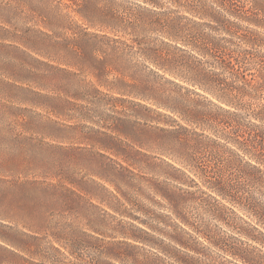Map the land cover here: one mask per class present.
I'll use <instances>...</instances> for the list:
<instances>
[{
  "label": "rangeland",
  "instance_id": "rangeland-1",
  "mask_svg": "<svg viewBox=\"0 0 264 264\" xmlns=\"http://www.w3.org/2000/svg\"><path fill=\"white\" fill-rule=\"evenodd\" d=\"M70 6L0 0V264H264V246L239 229L258 232L236 217L235 228L219 222L212 195L175 171L181 166L166 154L174 148L163 131L183 122L160 115L139 83L110 69L97 82L89 54L83 60L72 41L96 30L83 29ZM127 58L132 70L152 75L137 53ZM167 199L186 209L188 235L179 234ZM145 224L155 230L151 246L130 238ZM193 227H206L240 257ZM176 235L196 253L175 246ZM59 239L79 244L82 257Z\"/></svg>",
  "mask_w": 264,
  "mask_h": 264
},
{
  "label": "trees",
  "instance_id": "trees-1",
  "mask_svg": "<svg viewBox=\"0 0 264 264\" xmlns=\"http://www.w3.org/2000/svg\"><path fill=\"white\" fill-rule=\"evenodd\" d=\"M65 1L83 29L96 30H81L72 41L83 60L89 54L97 82L103 84L110 69L139 83L140 97L153 102L160 115L182 121L163 131L174 148L169 156L181 166L175 171L195 176L212 195L219 222L235 228V217L240 219L260 237L243 229L240 234L264 246V0ZM130 52L140 56L154 80L144 70L131 69ZM175 178L181 183V177ZM167 201L179 234L188 235L185 227L193 223L186 209L181 202ZM228 211L232 219L225 217ZM145 226L148 230L139 227L130 238L151 246L155 230ZM193 228L198 237L240 257L238 249L206 227ZM170 238L196 253L182 236ZM59 246L82 257L75 242L59 239ZM134 262L154 264L149 258ZM91 264L100 263L95 258Z\"/></svg>",
  "mask_w": 264,
  "mask_h": 264
},
{
  "label": "clouds",
  "instance_id": "clouds-1",
  "mask_svg": "<svg viewBox=\"0 0 264 264\" xmlns=\"http://www.w3.org/2000/svg\"><path fill=\"white\" fill-rule=\"evenodd\" d=\"M166 154H169V155H171V153H170V152H166Z\"/></svg>",
  "mask_w": 264,
  "mask_h": 264
}]
</instances>
